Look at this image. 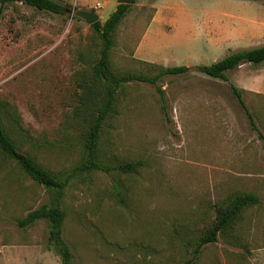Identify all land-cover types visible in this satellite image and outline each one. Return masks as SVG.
Here are the masks:
<instances>
[{
    "label": "rangeland",
    "instance_id": "rangeland-1",
    "mask_svg": "<svg viewBox=\"0 0 264 264\" xmlns=\"http://www.w3.org/2000/svg\"><path fill=\"white\" fill-rule=\"evenodd\" d=\"M55 1L62 13L0 3V98L17 107L31 134L24 148L59 172L82 154L69 120L79 75L100 48L93 23L77 12H97L104 22L118 0ZM263 44L264 0H137L130 8L116 32L114 68L190 70L164 75L157 85H124L101 154L110 165L140 164L132 173L80 174L66 188L63 235L74 264H181L193 256L188 239L198 238L216 204L235 192L255 193L261 204L203 245L192 264H264V138L230 87L242 89L264 135V63L242 62L229 80L200 69ZM47 201L44 185L0 158V264H62L45 219L18 223Z\"/></svg>",
    "mask_w": 264,
    "mask_h": 264
},
{
    "label": "trees",
    "instance_id": "trees-1",
    "mask_svg": "<svg viewBox=\"0 0 264 264\" xmlns=\"http://www.w3.org/2000/svg\"><path fill=\"white\" fill-rule=\"evenodd\" d=\"M17 1L40 10L63 12L62 6L55 0H0V3L5 5ZM136 2L137 0H118L116 9L104 22L97 20L92 24L99 38L100 48L98 55L88 64V67H85L77 80L79 87L77 103L69 121L78 132L82 154L73 168L59 172L53 171L24 148L26 144L32 143L31 134L24 128L17 107L12 102L0 98V158L14 162L30 179L44 185L48 194L46 203L30 210L27 215L18 219V223L21 227H27L40 219H45L49 228V244L60 256L62 264H74L72 248L63 235L66 219L63 199L71 181L80 174L91 171L116 170L118 173H132L139 167L138 161L129 160H118L110 165L104 161L101 154L100 139L106 127L112 123L118 113L119 95L124 85L132 81H148L157 85L164 75L183 74L190 70L187 65H153L146 72L114 68L111 52L115 44L116 32ZM242 62L264 63V44L224 57L209 65H202L200 69L212 77L229 80L228 71ZM230 87L248 113L251 125L264 138L254 114L244 100L242 89L233 83ZM158 89L163 96L162 88L158 86ZM258 204H261L260 197L252 192H235L225 202L216 204L214 220L204 227L198 238H195L196 235L193 233L188 239L190 244L195 243L193 256L185 259L181 264H192L203 245L217 241L220 234L230 233L243 211L249 206Z\"/></svg>",
    "mask_w": 264,
    "mask_h": 264
},
{
    "label": "water",
    "instance_id": "water-1",
    "mask_svg": "<svg viewBox=\"0 0 264 264\" xmlns=\"http://www.w3.org/2000/svg\"><path fill=\"white\" fill-rule=\"evenodd\" d=\"M77 14L86 19V21L89 23H94L95 21L99 20L100 17L97 12L88 10H79Z\"/></svg>",
    "mask_w": 264,
    "mask_h": 264
},
{
    "label": "crops",
    "instance_id": "crops-1",
    "mask_svg": "<svg viewBox=\"0 0 264 264\" xmlns=\"http://www.w3.org/2000/svg\"><path fill=\"white\" fill-rule=\"evenodd\" d=\"M254 1H257V0H254ZM155 18H156V16H155ZM155 18H154V19H155ZM153 24H154V20H153V22L150 24V26L148 27V29H147V33L150 32V30H151L152 27H153Z\"/></svg>",
    "mask_w": 264,
    "mask_h": 264
},
{
    "label": "built area",
    "instance_id": "built-area-1",
    "mask_svg": "<svg viewBox=\"0 0 264 264\" xmlns=\"http://www.w3.org/2000/svg\"><path fill=\"white\" fill-rule=\"evenodd\" d=\"M97 6H101V3H98Z\"/></svg>",
    "mask_w": 264,
    "mask_h": 264
}]
</instances>
